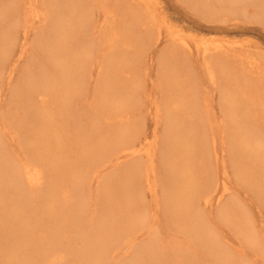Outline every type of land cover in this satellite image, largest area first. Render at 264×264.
<instances>
[{
  "label": "bare ground",
  "instance_id": "1",
  "mask_svg": "<svg viewBox=\"0 0 264 264\" xmlns=\"http://www.w3.org/2000/svg\"><path fill=\"white\" fill-rule=\"evenodd\" d=\"M105 1L0 0V264H264V119L222 45L164 34L176 52L147 84V67L126 74L161 41L137 8L151 0ZM187 1L264 21V0ZM237 184L254 203L229 197Z\"/></svg>",
  "mask_w": 264,
  "mask_h": 264
},
{
  "label": "rangeland",
  "instance_id": "2",
  "mask_svg": "<svg viewBox=\"0 0 264 264\" xmlns=\"http://www.w3.org/2000/svg\"><path fill=\"white\" fill-rule=\"evenodd\" d=\"M101 1L103 2V0H101ZM112 1H114V0H112ZM115 1L118 3L119 0L118 1L115 0ZM115 1H114V3L113 2L112 3L116 4ZM186 1H184V0H151L153 7L150 5L151 3L149 2L150 3V4L148 3L149 7H144V12H143V7H142L143 4H138V7H137V4L135 5L134 8L137 7L139 10H141L139 12L141 15L146 13V15H142V16H144L150 20L153 19L155 21V23H156V21H157V23L159 21V30L161 32L160 33L161 34V36H160L161 41L158 45H156V44L152 45L150 47L151 50L150 49L146 50L145 48H143L144 51L146 50L148 53L147 52L143 53L141 51V53H143V55L146 53V56H148L147 59H149V61L147 60V62L145 63L146 56L142 55V57H141L142 59L140 58L141 60H143V57H145L143 60L144 61L143 63H145V65H146L145 66L143 64L145 67L143 65H140L142 63H140L139 58L137 61H136V59H134L136 61V66H135V64H133V63H135V61H133V56H132L131 61L133 63L130 61L131 63H129L130 64L129 71L127 70L126 75L128 76V73L134 74L133 72H135V70H136L135 68H137V67H139V68H137L138 70H136L135 73L139 74V72H141V70H142V67H143L142 72L145 71L146 67H147L146 72H149V73H147L146 76H144V77H146L145 80L146 81L148 80L147 84H150V82L154 83L156 81V79H158V75H159L160 71L157 68L158 67L157 55L158 54L161 55L163 53V51H164V53L165 52L168 53L171 51L176 52V46L174 45L175 43L169 41L170 44L173 43L172 45H169L167 40L163 39L164 38L163 35L167 34L168 32H170L171 35H173V36L176 35L177 37L179 36L181 38V39L180 38L177 39L175 42L185 40L188 44H190V47L193 50H194L195 45L198 44L199 48L205 46V47L210 48L211 51H215L212 47H216V46L218 47L221 44L222 46L220 48H222V49H221V51H217V52L223 53V55H221V56H223L221 58V60L228 64V66H226V67H228L227 69H229V71H233L235 77L239 74V80H235V82H236L237 86L239 87V89L242 90L243 100L245 101V104L247 106L249 105L248 107L250 108V111H253V110L257 111V113L255 114L256 117L258 115V117L256 118L257 119L256 123L260 124L259 121H261V118L263 117V119H264V110L259 109L260 106L261 107L264 106V21L262 22L258 18H257V20L254 18L253 8H249V7L247 8L246 7L243 10L238 11V13H233L232 15H226L225 13H223L225 15V19H224V18H218L214 14L212 15V14H205V13L197 12L196 9L191 8L192 7L191 1H187L190 4H187ZM106 2H108L107 3V5H108L110 3V0H106L105 3ZM128 2H133V1L129 0ZM120 4L119 5L116 4L117 5L116 9L113 8V6L115 7V5L112 6L111 4H109V6L111 5L114 10L111 7H109L110 8V10H109V8L107 7L106 4H105L106 6H104V7H106L109 11H111V9H112L113 14H114L115 10H116V13H121L120 9H118L119 8L118 6H121ZM145 6H147V5H145ZM189 6H191V7H189ZM150 7H152V8H150ZM106 8H104V9L107 10ZM120 8L122 9V7H120ZM146 9L148 12L146 11ZM150 9H151V11H150ZM102 10L101 9L97 10V12L100 13V14L98 13L100 16H101L102 12H104ZM139 10H137V11H139ZM152 10L154 12L156 10V12L154 13ZM149 11L153 12L152 13L153 15L151 13H149ZM141 12H143V13H141ZM116 13H115V15H116ZM123 18L124 17H122V20H124V24L127 26L128 21L129 20L131 21V19H130V17H129V19H128V17H126L125 19H123ZM234 18H236V19H234ZM105 19L107 22H108V20L110 21V19H108L107 17ZM117 19H118V17H117ZM154 21H153V23H154ZM161 21H162V24H160ZM106 23H104V25ZM116 23L118 24L117 20H116ZM155 23H154V26L155 25L157 26V23L156 24ZM107 24L108 25L106 28H108V26L111 27V25L113 23L109 22ZM134 25L135 24H133L131 26L130 22H129L128 27H130V28L133 27V29H135L133 31H135V32L138 31V33L140 34V31L142 30V28L140 30V29H138L139 27H137L136 25L134 27ZM104 28L105 27H103V29ZM99 34H100V38L98 37L99 38L98 40L101 42L105 41L106 39L104 37L106 34H103L101 32L100 33L96 32L97 36ZM131 37L126 38V40H128L132 44H134L135 39L132 37V40L134 41V43H133V41L130 40ZM108 38H110V36H108ZM112 38L113 39L115 38L114 40L116 42V39L118 37L114 36ZM164 42H166V44ZM138 43H136V44H138ZM173 45L175 48L173 47ZM114 48H115V46H113V45L110 46V49H114ZM138 49L140 50L141 48L137 47V50ZM134 50H135V48H134ZM118 51H121L122 53L126 52V50L123 48L118 49ZM177 51H179L178 48H177ZM149 52H151L150 56H149ZM129 53H132V52H128V53L126 52L124 54L128 55ZM181 54H185V53H181ZM130 55H133V53ZM149 57H151V58H149ZM137 62H138V64H137ZM148 62H150V63H148ZM154 62H156L157 65ZM199 62H200V60H194V62L192 64L193 65L199 64ZM147 63L149 64V68H148ZM151 63H153V64L151 65ZM164 63L165 64L167 63L166 59L163 62V64H161L160 66L163 65L165 67L166 65ZM138 65H140L141 67ZM160 66H159V68H161ZM193 67L195 68V66H193ZM156 68L158 69L159 72L156 70ZM143 75H145V72L138 75V76L141 77ZM149 77L151 78L152 81L150 80ZM140 79H143V77ZM149 80H150V82H149ZM202 80H203V82L206 83L205 78ZM245 81H249L251 83H247V85H246ZM205 83H204L203 89L205 88V85H206ZM254 88H256L258 91L253 90ZM254 92H256V93H254ZM256 102H257V104H256ZM263 123L261 121V126ZM230 193H232V194L229 197H233V198L240 200L242 202V204L245 206H247V204L250 202L251 203L255 202L254 198H252L251 196L248 195L247 192H245V189L242 185L237 184V185L233 186ZM251 211L253 213L252 208H251ZM254 217H255V215H254ZM221 230H223L222 235H223V238L225 239V242L226 243H227V241L229 242V243H227L228 249L229 248L234 249V248H236V244L238 245V243H241L240 241H237L238 240L237 238H236L237 240L235 239V234H233L232 230H229L232 233L228 232V230H226L225 228H221ZM231 234H233V235H231ZM164 235L166 236V233L163 232V236ZM226 239H229V240H226ZM229 244L232 246L230 247ZM233 244H235V245L233 246ZM243 244L244 243H241L237 247L239 248L240 245H243ZM244 247H247V246L244 245ZM244 247H242L240 249H245ZM249 249H250L249 247H247L245 249V251H246L245 254H247L248 257L247 258H246V256L243 257L244 258L243 261L244 260L245 261H248V260L251 261V259H252L251 254L253 253V251L249 250ZM234 250H231V251H233V253L235 251H238V252H236V255H237V253H239L241 257L243 256L242 254L244 252H241L240 250H235V251ZM198 251H196V252H198ZM198 253H200V252H198ZM118 254L121 255L120 257H122V256L125 257V255H127V252L124 253V251L122 250ZM234 256H235V253H234ZM240 256H238V257L235 256V257H236V259L237 258L240 259ZM208 261L210 262V260H208ZM208 261L205 262V264H209ZM258 264H260V263H258Z\"/></svg>",
  "mask_w": 264,
  "mask_h": 264
}]
</instances>
